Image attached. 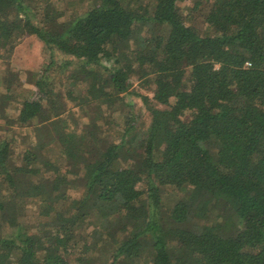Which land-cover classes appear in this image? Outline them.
Listing matches in <instances>:
<instances>
[{
    "label": "trees",
    "instance_id": "1",
    "mask_svg": "<svg viewBox=\"0 0 264 264\" xmlns=\"http://www.w3.org/2000/svg\"><path fill=\"white\" fill-rule=\"evenodd\" d=\"M184 1L64 17L0 0V57L33 36L68 74L0 99L17 100L8 130L29 126L16 160L0 139V264H264V0H191L205 29ZM136 81L148 125L125 101ZM169 188L189 191L166 209Z\"/></svg>",
    "mask_w": 264,
    "mask_h": 264
},
{
    "label": "rangeland",
    "instance_id": "2",
    "mask_svg": "<svg viewBox=\"0 0 264 264\" xmlns=\"http://www.w3.org/2000/svg\"><path fill=\"white\" fill-rule=\"evenodd\" d=\"M57 6L63 9L65 15L64 17H70L76 13H81L83 9L87 7V0H53ZM191 0H185L181 3V8L183 9L184 14H191L190 11ZM194 23L201 29L206 28V24L203 22L202 11H196L194 14H191ZM63 19V18H62ZM21 42L15 47L14 51L9 54L3 52L0 57V99L3 93H6V87L8 80H12V88L14 89L15 97L18 98L19 93L28 94L29 89H32V79L36 76L40 77L41 75L48 74L50 75V80H55L59 84L68 82L67 72H62L63 69L56 68L55 65L48 67L51 58L50 51L45 49L43 45L33 36H25L21 38ZM57 60L60 61V55H57ZM60 63V62H59ZM153 85L149 83H144V81H136L130 93L125 95V101L135 104V111L138 116H140V122L143 125H148L151 120V114L147 104L144 103L140 95H148L150 99H153ZM138 93V95L135 94ZM10 99L8 100V106L1 109L0 107V139L7 137H16L17 144L14 146V158H18L20 152L25 149L26 146V132L29 131V126L26 129H20V126H15L14 129L8 130L9 126L6 125L8 120H10L15 113V106L17 100ZM153 105H157L154 100L151 102ZM1 104V102H0ZM160 106V105H157ZM76 115L81 119V124L87 123L90 118L89 113H85L84 116L79 115V112L76 111ZM12 121V120H10ZM14 124V121H13ZM19 125V124H18ZM19 128V129H18ZM118 128V126H117ZM20 131V132H18ZM188 189L177 190L169 188L164 194V204L167 208H171L178 200L185 198L188 194ZM80 192L74 191L75 196L79 195ZM37 203L30 202L28 204L26 220L36 221ZM214 213H220V210H214ZM33 224V223H32Z\"/></svg>",
    "mask_w": 264,
    "mask_h": 264
}]
</instances>
